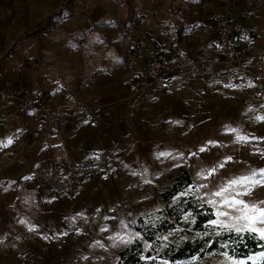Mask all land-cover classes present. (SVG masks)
Returning <instances> with one entry per match:
<instances>
[{
    "label": "rangeland",
    "instance_id": "obj_1",
    "mask_svg": "<svg viewBox=\"0 0 264 264\" xmlns=\"http://www.w3.org/2000/svg\"><path fill=\"white\" fill-rule=\"evenodd\" d=\"M212 1H36L10 46L22 48L21 68L27 66L25 76L45 107L0 140V264H118L120 251L143 240L131 225L163 208L159 191L181 168L193 179L183 194L211 206L226 225L213 228L247 223L235 219L243 204L231 207L233 200L264 208V98L247 80L205 62L213 44L208 28L179 19L198 7L208 12ZM209 12L212 24L229 18ZM148 19L169 34L156 50L174 64L166 91L145 86L141 64L134 66V56L156 45L147 38ZM95 69L106 72L103 86L87 88ZM98 107L103 111L93 123ZM245 177L246 183L231 184ZM223 188L228 191L216 196ZM263 261L261 251L179 264Z\"/></svg>",
    "mask_w": 264,
    "mask_h": 264
},
{
    "label": "crops",
    "instance_id": "obj_2",
    "mask_svg": "<svg viewBox=\"0 0 264 264\" xmlns=\"http://www.w3.org/2000/svg\"><path fill=\"white\" fill-rule=\"evenodd\" d=\"M36 1L37 0H0V90L5 86L4 84H9L10 89L32 88L34 90L35 86L28 81V78L25 76L27 66L23 69L21 68L25 61L22 48H15V46H10V44L14 31L23 27L24 18L27 17L28 13L36 11L38 6V2ZM212 4V9L209 11L213 10L235 19L238 25L246 30L247 34L240 39V53L237 56H229L219 48L216 42L213 24L210 19L211 12L204 11L198 7L184 15H180L179 19L181 22H185V24L190 25L191 28L199 29L201 26H205V29L208 28L210 36L209 32L206 31V37L208 36L206 40L212 38L213 44L209 48L207 53V57L209 58L205 62L208 63V61H210L213 66L215 65V68H222L223 71L229 72L234 78H239L241 80H246L248 72L264 73V0H231L229 2H224L223 0H218L217 2L213 0ZM201 18H204V21H201ZM150 20L151 19H148L147 22L149 26L146 25L145 27L146 34L148 36L147 38L156 42V45L152 43L153 47H151V49L145 52L141 51L139 52L140 55L138 54L133 58L134 66L136 65L135 63L138 64V62L139 65L141 64L142 73L146 62L155 53L163 51L161 49L156 52L159 46H162V43L166 41L161 38L167 39V37H165L166 34L169 36L164 27L165 25L162 27L155 23L156 20H151L152 22L149 24ZM202 22L205 24H202ZM201 33H203V31ZM201 35L202 34L199 35V32H197V37L195 36L196 39ZM12 48L13 51L11 55L6 56ZM184 51H186V49H184ZM168 55L171 57L170 54ZM86 57L90 61L96 58V56ZM201 64H203V62H200V65ZM112 73L113 70L109 75L111 76ZM104 75H106L105 70L95 69L91 75V82L87 83V88L98 87L100 85L103 86ZM113 79L112 77L110 78L109 85H114L115 87L116 82L113 81ZM72 98L68 101V105L74 108L76 104L73 102ZM44 107L45 105H43L40 110ZM0 115L3 118V123L0 125V140L3 142L13 134V130L16 129L17 125L18 127L27 126V118L32 114L26 116L22 115L16 106L4 105L0 102ZM100 115L101 114L94 115L92 122H98L99 118L96 116ZM69 125H71V123H69Z\"/></svg>",
    "mask_w": 264,
    "mask_h": 264
},
{
    "label": "trees",
    "instance_id": "obj_3",
    "mask_svg": "<svg viewBox=\"0 0 264 264\" xmlns=\"http://www.w3.org/2000/svg\"><path fill=\"white\" fill-rule=\"evenodd\" d=\"M12 51L13 48L6 56H10ZM162 89L166 90L167 87ZM43 105L41 98L38 110ZM192 186L193 179L189 172L179 169L173 182L159 191L163 208L151 216L139 217L131 225L148 244V250L157 256L151 257L145 253L143 240L135 239L120 251L118 264H179L208 255L244 259L264 251V239H260L256 233L213 228V208L201 203L194 195L183 194ZM174 235L178 236V242L166 239Z\"/></svg>",
    "mask_w": 264,
    "mask_h": 264
},
{
    "label": "built area",
    "instance_id": "obj_4",
    "mask_svg": "<svg viewBox=\"0 0 264 264\" xmlns=\"http://www.w3.org/2000/svg\"><path fill=\"white\" fill-rule=\"evenodd\" d=\"M216 42L219 48L229 56H237L240 53V39L247 34L237 21L233 18L219 17L213 23ZM205 64V63H203ZM174 64L163 51L155 53L145 65L141 77L143 84L147 87H166L173 77ZM222 74L216 72V77ZM246 80L253 86L259 96L264 98V73L248 72ZM42 95L31 88L10 89L6 84L0 90V102L4 105L16 106L22 115L34 114L38 111V102ZM102 109L96 108L95 115L101 114ZM3 118L0 115V125Z\"/></svg>",
    "mask_w": 264,
    "mask_h": 264
},
{
    "label": "snow or ice",
    "instance_id": "obj_5",
    "mask_svg": "<svg viewBox=\"0 0 264 264\" xmlns=\"http://www.w3.org/2000/svg\"><path fill=\"white\" fill-rule=\"evenodd\" d=\"M240 139H243V137H240ZM201 151H203V149H201ZM248 179L249 178L245 177V178L238 180V181L234 180L231 182V184H233V185L244 184L248 181ZM255 183L258 184L259 181H255ZM226 191H228V189L223 188V189H221V191L216 192L215 195L216 196H222L224 194V192H226ZM208 203H213V201H208ZM224 203L228 204L229 201L227 199H225ZM261 203H264V201H261ZM240 204H243V209H238V211H241V215L239 217H236L235 219L237 221H246L247 223H245L243 225V227H236L235 224L227 225V227H229V228L235 227L237 232L243 231V230H248V231H251L253 233H259V238L264 239V228H257L256 227L257 223L264 224V208H257L255 205L249 207L247 204H244V202L240 201V200H233V202L230 206L235 207L236 205H240ZM218 215H227V213L220 212V213H218ZM211 223L213 225L220 224L221 227L226 226L223 224V222L217 221V220L211 221Z\"/></svg>",
    "mask_w": 264,
    "mask_h": 264
}]
</instances>
